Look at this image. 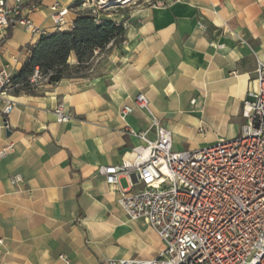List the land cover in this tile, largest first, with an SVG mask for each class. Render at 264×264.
Instances as JSON below:
<instances>
[{"label":"crops","instance_id":"1","mask_svg":"<svg viewBox=\"0 0 264 264\" xmlns=\"http://www.w3.org/2000/svg\"><path fill=\"white\" fill-rule=\"evenodd\" d=\"M75 1L38 0L31 18L50 29V6L58 2L74 21L83 11ZM98 16L122 24L124 36L95 58L88 76L54 84L34 77L38 94H11L6 115L0 103V151L13 147L0 156V264L154 258L162 241L119 204V189L141 184L121 174L112 187L99 167L121 164L142 144L127 129L154 139L152 115L171 131L174 151L230 139L244 121L246 93L257 89L264 0H156ZM37 40L21 27L0 29V69L19 70ZM137 93L146 95L152 115L135 108L122 119L121 107ZM59 103L66 122L56 121ZM14 175L23 181L13 184Z\"/></svg>","mask_w":264,"mask_h":264},{"label":"built area","instance_id":"2","mask_svg":"<svg viewBox=\"0 0 264 264\" xmlns=\"http://www.w3.org/2000/svg\"><path fill=\"white\" fill-rule=\"evenodd\" d=\"M37 1L0 0V29L21 27L39 38L72 26L73 21L68 20L71 8L58 2L50 6L52 27L37 25L31 18ZM106 1L84 0L80 7L96 14ZM14 73L13 66L0 69L4 115L14 107L11 96ZM232 74L238 73L234 70ZM255 74L257 89L248 91L243 99L244 121L238 135L201 149L174 151L171 131L152 115L145 94L137 93L130 104L121 107L122 119L135 108L152 115L155 137L149 139L147 130L127 129L142 144L133 147L121 164L101 166L98 170L112 187L117 185L121 174L135 175L141 187L119 189V204L129 220L145 221L162 241L163 248L152 259H107L104 264H264L262 61H257ZM53 112L56 121H68L62 103ZM12 148L8 145L0 156ZM22 181L21 175L11 178L13 184ZM61 258L68 263V259Z\"/></svg>","mask_w":264,"mask_h":264},{"label":"trees","instance_id":"3","mask_svg":"<svg viewBox=\"0 0 264 264\" xmlns=\"http://www.w3.org/2000/svg\"><path fill=\"white\" fill-rule=\"evenodd\" d=\"M82 2L77 0L71 6ZM98 13L81 11L68 29L41 36L29 45V56L12 76L11 94H38L32 81L35 74L48 84L88 76L95 58L109 45H119L124 36L122 24Z\"/></svg>","mask_w":264,"mask_h":264},{"label":"rangeland","instance_id":"4","mask_svg":"<svg viewBox=\"0 0 264 264\" xmlns=\"http://www.w3.org/2000/svg\"><path fill=\"white\" fill-rule=\"evenodd\" d=\"M112 1L113 0H108L105 2L104 5H100V8L97 9V11L99 13H102V14L123 13V12L127 13V12L133 10V8L136 7V5L153 3L156 0H130L128 2L120 1V2H116V3H111ZM92 7H95V5ZM223 139H228V138L222 137V138L218 139V141L223 140Z\"/></svg>","mask_w":264,"mask_h":264},{"label":"bare ground","instance_id":"5","mask_svg":"<svg viewBox=\"0 0 264 264\" xmlns=\"http://www.w3.org/2000/svg\"><path fill=\"white\" fill-rule=\"evenodd\" d=\"M120 1L128 2L130 0H113L111 3H116V2H120Z\"/></svg>","mask_w":264,"mask_h":264}]
</instances>
